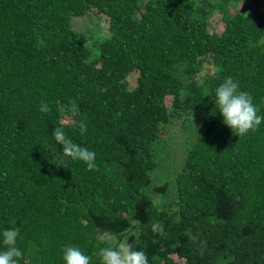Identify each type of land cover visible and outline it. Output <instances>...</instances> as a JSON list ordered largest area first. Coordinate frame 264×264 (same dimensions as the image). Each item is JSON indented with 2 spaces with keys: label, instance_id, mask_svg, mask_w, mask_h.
Wrapping results in <instances>:
<instances>
[{
  "label": "trees",
  "instance_id": "16d2710c",
  "mask_svg": "<svg viewBox=\"0 0 264 264\" xmlns=\"http://www.w3.org/2000/svg\"><path fill=\"white\" fill-rule=\"evenodd\" d=\"M227 77L264 115V0H0V232L19 229V264H64L72 245L101 264L109 234L149 264H264V122L243 137L223 123ZM57 127L98 171L60 164ZM180 133L190 147L159 186Z\"/></svg>",
  "mask_w": 264,
  "mask_h": 264
},
{
  "label": "clouds",
  "instance_id": "9594fccd",
  "mask_svg": "<svg viewBox=\"0 0 264 264\" xmlns=\"http://www.w3.org/2000/svg\"><path fill=\"white\" fill-rule=\"evenodd\" d=\"M215 106L223 118V123L240 137L246 136L250 132H255L264 122V115H260L259 108L254 104L252 96L247 91H241L238 81L232 77H227L215 89ZM73 114L78 112L75 102L71 105ZM39 111L48 113L51 111L48 103L42 101ZM77 127L80 133L87 131L86 118L81 119ZM52 136L56 144L62 147V156L59 158L60 164H64V157L74 161H80L86 165L88 171H98L96 163V153L86 147L75 143L64 132L62 127L53 130ZM158 203V200H154ZM15 224V221H12ZM152 230L156 233H163V225L157 221L152 225ZM19 229L11 227L0 232L3 250H0V264H19V259L23 252L17 247ZM108 238L114 240V247H104L99 250L101 264H149L147 254L143 250H138L129 243V239L123 242L117 237L109 234ZM64 264H90L91 257L86 255L79 246H67L63 249Z\"/></svg>",
  "mask_w": 264,
  "mask_h": 264
},
{
  "label": "rangeland",
  "instance_id": "374dc122",
  "mask_svg": "<svg viewBox=\"0 0 264 264\" xmlns=\"http://www.w3.org/2000/svg\"><path fill=\"white\" fill-rule=\"evenodd\" d=\"M78 22L80 24L81 30H85L90 23L88 20L83 18L79 19ZM101 26L102 29H100L97 32H94L92 36L94 41L100 39L101 40L106 39L107 37V32H106V28L104 27V24L102 23ZM173 126H174L173 127L174 130L179 131L177 128H175L178 125H173ZM180 135L175 137L174 140L170 139L171 141L169 140V142L166 143V147H167L166 151L159 150L157 153L158 159L156 160L157 168L155 170V176H156L155 182L159 186L166 185L171 188L175 178L173 165L179 169L180 166L179 162L181 157H183L184 154H186L185 152H188L186 150L190 147L188 145L190 140H186L187 136H182V135L180 136ZM184 141H186L187 143ZM186 145L188 148L186 147Z\"/></svg>",
  "mask_w": 264,
  "mask_h": 264
}]
</instances>
